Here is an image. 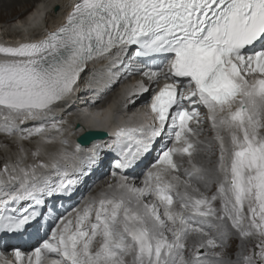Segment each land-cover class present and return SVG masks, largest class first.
Listing matches in <instances>:
<instances>
[{
  "label": "snow or ice",
  "instance_id": "snow-or-ice-1",
  "mask_svg": "<svg viewBox=\"0 0 264 264\" xmlns=\"http://www.w3.org/2000/svg\"><path fill=\"white\" fill-rule=\"evenodd\" d=\"M0 57V131H27L21 140L45 131L89 62L109 59L138 73L148 83L138 81L131 95L152 93L144 122L118 126L112 143H77L69 152L61 140L62 172L59 161L19 174L5 165L0 233L25 230L44 195L71 194L79 177L70 178L68 169L86 175L82 166L95 165L105 147L124 170L165 133L173 144L143 187L122 176L111 191L62 217L31 253L0 251V264H264V0H77L55 31L0 45ZM28 122L38 123L21 127ZM51 127L61 131L55 122ZM79 130L86 141L90 133ZM206 131L211 137L200 139ZM201 154L208 166L194 162ZM177 156L190 168L181 171ZM47 167L59 172L58 183L39 176L37 169ZM230 237L239 240L235 259L226 251Z\"/></svg>",
  "mask_w": 264,
  "mask_h": 264
},
{
  "label": "bare ground",
  "instance_id": "bare-ground-1",
  "mask_svg": "<svg viewBox=\"0 0 264 264\" xmlns=\"http://www.w3.org/2000/svg\"><path fill=\"white\" fill-rule=\"evenodd\" d=\"M73 1L74 0H61V1L60 0H0V11L2 12L5 11H9L10 13L15 12L16 6H22V5L28 6L31 4L32 8L35 7L33 11L32 9L30 10L28 9V11L25 12V14H23L21 17H18L17 18L18 21L15 22V25L14 23L10 25V28L13 31L12 33L5 35L3 32L4 26L3 25H2L3 27L0 26V45H8L15 47L22 42H33L44 38L47 32L55 31L60 25L64 23L68 12L71 11ZM56 4L58 5L56 6V9L60 10L58 13L52 12L51 10V8L53 9ZM45 12H50L49 13L50 16L53 15V20L47 25L44 24V21L49 15L44 16ZM28 13L29 15L26 18H24V16L27 15ZM0 59H3V57H0ZM94 63L95 66L99 63V66L97 65L98 67L95 69L97 71L95 73H92L90 76H86L87 72L90 71V69H92L90 66ZM114 70L116 69L112 66L111 61L109 59H100L89 62L85 67L84 71L80 73L77 83L76 85H74L73 94L67 99L66 102L61 103L59 107L54 110L52 116L55 119L53 120L50 117L47 122H52V123L60 122L63 118L65 117L67 118L68 115H71L73 116L72 117L73 120H70L69 123H71L72 125L77 123L80 129L83 128L86 131H90V129H98V130L104 129L109 133L111 131L116 130L115 128L118 126H135L138 125L137 123L140 121L141 123H143L145 118L142 115V113L146 111L147 109L146 106L150 101H148V103L146 102L144 107L141 104L143 101H147L148 100L147 98L146 99L142 98V100L136 102L135 107L137 108L138 106L140 110H137V113H133L131 116H129L128 114L122 115L119 112L118 107L114 109L117 99L121 98V96L125 99L127 95H131L133 92L136 91L135 90L136 88L134 87L135 85L131 87L130 85H128V82H124L123 79L119 80L118 86L113 87L114 90L112 91V95H110L107 98L108 100L107 103L103 105L102 104L98 105L96 108L89 109L88 105L90 101L95 102L96 99L99 98H96L97 96L93 95L92 93H88V91L85 90H87V87L89 85L90 88L95 87L96 89H100V90L103 89L105 86V88L103 89L104 91L108 89V85L110 83L108 79L109 78L114 79L115 75L117 74V70L116 71ZM86 83L87 85L88 84L89 85L86 86ZM110 99L111 101H109ZM128 111H130V109H128ZM37 123L38 122H28L26 125H22L21 127L30 130ZM69 123H66L61 128V131H59L61 133L67 130L66 133L64 132L66 135H61V134L55 135L54 133H52V132H57V130L47 132L46 129L51 127V125L47 126L45 123L44 124L45 133L39 135V137L43 138L44 141L42 142L37 141L38 139L37 138L35 139L36 142L34 143L31 142L33 145L36 146L37 151H39V156H41V159L45 157L46 161H44V163L48 164L51 163V161L54 162L55 161L54 159H60L61 153L65 150V146L61 144V140L67 141V145H66L67 151L70 152V150H72L71 147H69V145L70 143H72L73 138H75V136H78L81 133V131L74 130L73 127L69 128L68 127ZM57 127L59 128L58 125ZM21 133L22 132H14L12 135L5 136L3 135L5 133L0 131V138L9 142L16 141L15 143H19V141L21 140L20 139ZM8 138H10L11 140H8ZM67 138L69 140H67ZM14 139L15 141H13ZM160 139H161L160 142L169 141L168 137H164ZM1 142H0V146L2 145ZM185 162L187 163V161ZM17 173L19 174V168L17 169ZM48 174H50L49 171L46 172L45 177H43L42 179H46L49 181V183L54 184V182L51 180V177L48 176ZM102 185L103 183L96 188V191L98 190V192H100L101 190L99 189H102L105 192L111 191V189H109L108 187L104 190V186ZM112 185L115 186L116 183L115 185L112 183ZM134 185L137 187H142L141 185L138 184V181ZM11 189H12L11 184L5 186V190H11ZM61 213L64 212L61 211ZM64 214H65L64 217L74 216V213L70 214L69 212H66ZM47 215L48 213L45 215V218L47 217ZM47 221L49 222L54 221L55 223H57L56 219H52L51 217H48ZM60 222L61 219L57 223V225H54V229L60 224ZM230 238H232L233 241H236L239 244V240L236 237H230ZM237 253H238V247L235 250V255H237Z\"/></svg>",
  "mask_w": 264,
  "mask_h": 264
},
{
  "label": "rangeland",
  "instance_id": "rangeland-1",
  "mask_svg": "<svg viewBox=\"0 0 264 264\" xmlns=\"http://www.w3.org/2000/svg\"><path fill=\"white\" fill-rule=\"evenodd\" d=\"M61 1V0H60ZM28 9H32V5H28V6H16L15 12H9V11H5L2 12L0 11V14L2 12V14L0 15V26H2L4 28L3 32L4 34H10L13 31L10 28V25L15 23L17 21L18 17H21L23 14H25V12L28 11ZM25 10V11H24ZM24 11V12H23ZM60 10L58 9L56 13H58ZM3 17V18H2ZM5 17V18H4ZM53 20V15H49L47 16V18L44 21V24H48ZM1 27V28H2ZM99 66V63L97 64ZM95 66V63L92 64L90 67L92 69H90V71L87 72L90 73V75L92 73H95L97 70H95L98 66ZM94 67V68H93ZM116 71V70H114ZM86 74V76H87ZM73 116L68 115V117L63 118L60 122H56L57 125L59 126V128L61 129L66 123H69L70 120H73L72 118ZM66 122V123H65ZM52 123V122H50ZM77 124V123H75ZM55 131L56 129L49 127L46 129L47 132L50 131ZM45 133V132H43ZM42 133V134H43ZM55 135L57 134H61V135H66L64 132H52ZM206 137H210V135H203L202 138L205 139ZM6 138V137H5ZM13 138V137H12ZM38 138V139H37ZM16 139V138H15ZM15 139L13 141H15ZM35 139H37V141H44L43 138L39 137V136H34L31 137L29 139H26L24 141H19V143H15L12 141H6L3 140L2 138H0V142L2 143V145L0 146V171H2L5 167V165H8L9 168L11 169L13 166H16V168H25L27 169L28 165H32V164H37V163H41V161H46L45 157L41 159V156H33L32 153L36 152V146L33 145L32 143L36 142ZM41 139V140H40ZM8 140H11L10 138H8ZM5 141V142H4ZM32 142V143H31ZM9 143V144H8ZM34 147V148H33ZM73 147H71L72 149ZM21 149H23V151H21ZM217 158V152L215 154L211 155V159L213 161H215ZM44 159V160H43ZM41 160V161H40ZM201 161V162H200ZM205 161V162H204ZM198 164H204L205 166L207 165V159L205 158L204 154L198 155V158L196 157L195 161ZM213 185V184H212ZM211 188V185L209 186V189ZM208 189V194L210 193V190ZM227 255L229 259H235L236 255H235V250L238 246V243L236 241H233L232 238H229L227 240ZM229 248V249H228ZM201 252H203V250H201Z\"/></svg>",
  "mask_w": 264,
  "mask_h": 264
},
{
  "label": "water",
  "instance_id": "water-1",
  "mask_svg": "<svg viewBox=\"0 0 264 264\" xmlns=\"http://www.w3.org/2000/svg\"><path fill=\"white\" fill-rule=\"evenodd\" d=\"M56 11H57V9H56V6H55L54 7V12H56ZM88 132L90 133V136L88 137V139L86 141H84L82 139V136H83V134H82L81 136H79L77 138V142L80 143V144H84L85 145V144H88L90 141H92L94 139L101 140V139H104V138L107 137V134L102 132V131H88Z\"/></svg>",
  "mask_w": 264,
  "mask_h": 264
}]
</instances>
